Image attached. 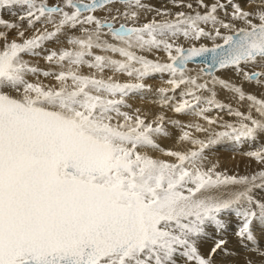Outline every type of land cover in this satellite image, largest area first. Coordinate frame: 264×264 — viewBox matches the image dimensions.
I'll list each match as a JSON object with an SVG mask.
<instances>
[{"label": "snow or ice", "instance_id": "obj_1", "mask_svg": "<svg viewBox=\"0 0 264 264\" xmlns=\"http://www.w3.org/2000/svg\"><path fill=\"white\" fill-rule=\"evenodd\" d=\"M261 136L264 0H0V264H264Z\"/></svg>", "mask_w": 264, "mask_h": 264}, {"label": "bare ground", "instance_id": "obj_2", "mask_svg": "<svg viewBox=\"0 0 264 264\" xmlns=\"http://www.w3.org/2000/svg\"><path fill=\"white\" fill-rule=\"evenodd\" d=\"M152 3H158V0H152ZM3 16L5 19H14V17H11L7 11L3 13ZM48 47L55 48L58 47V45L52 43L49 44ZM194 66L195 65H190V67ZM225 75L231 76L230 73ZM148 83L154 86H160L161 79L159 75L156 74L153 78L148 80ZM252 91H255V89H252ZM219 98L227 99L228 97L225 92L221 91L219 93ZM129 102L132 103L134 106H142L145 108V110H147L148 108H151L152 110H157L156 106L152 105L151 98L143 100L140 98L139 94L135 95ZM169 115L172 114L169 113ZM180 118L182 120L189 119V117L186 116H182ZM177 134L178 130L172 129L173 137H175V135ZM173 142L174 141L172 139H165L161 141V144L163 146L170 147L172 146ZM260 144H264V136H261L259 138L255 146H259ZM255 146L245 143L237 147L234 144L225 141L218 145L214 151L209 152L207 155L209 156V159L212 162L218 163L221 169H228L232 173L244 174L250 171V161L242 153L251 150ZM229 248L233 249L234 253L232 257H229L227 260L224 261V264H244V261L249 258L248 251L240 248L234 241L230 242ZM217 259L219 261L222 260L223 257H218Z\"/></svg>", "mask_w": 264, "mask_h": 264}]
</instances>
